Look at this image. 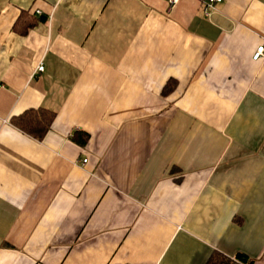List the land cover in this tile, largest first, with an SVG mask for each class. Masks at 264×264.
Listing matches in <instances>:
<instances>
[{
	"label": "crops",
	"instance_id": "obj_1",
	"mask_svg": "<svg viewBox=\"0 0 264 264\" xmlns=\"http://www.w3.org/2000/svg\"><path fill=\"white\" fill-rule=\"evenodd\" d=\"M202 3L0 0V264H264V0Z\"/></svg>",
	"mask_w": 264,
	"mask_h": 264
},
{
	"label": "trees",
	"instance_id": "obj_2",
	"mask_svg": "<svg viewBox=\"0 0 264 264\" xmlns=\"http://www.w3.org/2000/svg\"><path fill=\"white\" fill-rule=\"evenodd\" d=\"M17 25L24 29H29L35 23V18L30 16V13L23 12L17 19ZM53 115L43 109H35L25 111L23 114L12 119L13 125L32 136L35 139H42L44 134L49 130ZM80 144H84L87 140V135L81 134L76 139ZM245 259L242 256L237 257V262L223 255H217L209 261L208 264H242Z\"/></svg>",
	"mask_w": 264,
	"mask_h": 264
},
{
	"label": "built area",
	"instance_id": "obj_3",
	"mask_svg": "<svg viewBox=\"0 0 264 264\" xmlns=\"http://www.w3.org/2000/svg\"><path fill=\"white\" fill-rule=\"evenodd\" d=\"M178 1L179 0H166V3H167L169 8H172L177 4ZM220 1L221 0H203V3H202L203 12L206 15L210 14L211 11H213L215 9V4L220 2ZM263 57H264V43L256 48V50L254 51V53L252 55V60L253 61H260ZM37 70H40V71L43 70V65L40 64L37 67ZM83 162H85V160Z\"/></svg>",
	"mask_w": 264,
	"mask_h": 264
}]
</instances>
